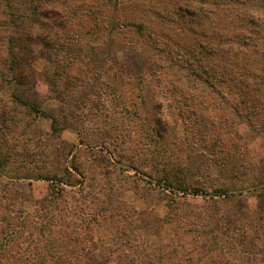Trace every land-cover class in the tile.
<instances>
[{
  "label": "trees",
  "instance_id": "16d2710c",
  "mask_svg": "<svg viewBox=\"0 0 264 264\" xmlns=\"http://www.w3.org/2000/svg\"><path fill=\"white\" fill-rule=\"evenodd\" d=\"M149 6L0 0V167L11 136L38 137L24 149L39 171L37 192L0 184V264H264V157L244 144L264 136V0ZM33 116L51 122L47 141ZM70 128L88 139L86 163L61 137ZM252 173L256 191H236ZM146 183L164 218L122 199Z\"/></svg>",
  "mask_w": 264,
  "mask_h": 264
},
{
  "label": "rangeland",
  "instance_id": "374dc122",
  "mask_svg": "<svg viewBox=\"0 0 264 264\" xmlns=\"http://www.w3.org/2000/svg\"><path fill=\"white\" fill-rule=\"evenodd\" d=\"M163 1L165 0H148V3L150 5L149 7L151 6L156 7L162 4ZM172 7L173 9L175 8L174 6ZM159 8H161V6H159ZM4 19H5L4 16H0V21H4ZM33 65L35 69L37 70V78L39 79V81H41V83L43 84H46L45 79H44V72L47 69L46 61L42 59H37L33 63ZM9 94H10V91L6 89L0 94L1 95L0 97H2L6 102H8L7 99H9L10 97ZM42 94H43L42 96L45 98L46 108H49L52 105V101L49 98L50 97L49 92H47V90L44 89ZM151 102L152 100L149 98L148 99L149 107L152 109L153 104H151ZM0 105H3V104H1L0 102ZM84 109L86 113L85 116L87 117L88 109L87 108H84ZM87 119H89V121L92 124H94L95 126H98V128L102 130L104 129L105 126H107V123H108V126L110 124L114 126L117 123H119L118 121H115V120H112L111 122L106 123L104 121V118L102 119L100 118L101 120L100 119L97 120L95 117H89ZM87 119H86L85 125L91 126L89 125V122L87 121ZM30 125H31L32 131L35 130L37 133H40L41 139L39 141H41L42 139L47 141V139H45V134H48L51 131V122L49 120L33 116L32 118H30ZM89 135L92 138L93 134L89 133ZM11 137L9 141H10V145L13 147L12 155L8 158L9 162L6 163L5 166L0 167V184L2 185L16 184L18 185L20 189H22L23 191L27 193L35 188V191L37 192L39 188L38 181H37V175L39 174V171L35 168L36 167V165L34 164L35 157L31 155L32 156L31 158H27L25 155V152L27 150H25L24 147H27L30 153L35 154L38 150V146H37L38 143L36 142L38 137L35 138V140L31 142L30 141L25 142L24 140L18 141L19 139L17 138H15L13 141L11 140ZM61 137L64 140L75 145L74 154L76 155L79 161L86 163L89 158V154H88L89 149L87 148L88 139L85 138L84 139L85 142L82 143L81 142L82 136L81 134H79L78 130L75 128H70V129L65 130L62 133ZM244 140H245L244 144L246 145L248 149H250L249 151L252 153L253 156L264 157V136L261 135L259 138H254V137H251L250 135H247ZM54 147L55 145L53 146V143L51 142L50 148H54ZM36 163L41 165L39 161H37ZM48 166L49 165H47V167ZM148 172L153 175L155 173L153 169L148 170ZM126 174L133 175L134 176V177L132 176L133 179L139 180L140 175L137 172L133 171L132 169L126 172ZM255 175L256 174L252 173L249 176H246L244 179H241L238 182L236 191H241L246 194L251 192V194H253L256 191L255 190L256 188L254 189L255 182L257 181V177ZM142 177L144 178V180L152 179L149 176H142ZM30 183L34 184V188H31L32 186L31 187L29 186ZM153 185H156L155 180L153 181ZM140 186L141 187L145 186L143 188L144 190H147V191L151 190V187L148 183H146V185L145 184L139 185V190L141 189ZM248 190H251V191H248ZM140 193L141 194H138L136 191H133V190L127 191L122 196V199L126 201L127 203L133 205V207L136 208L138 212L146 213V216L151 219L164 218L168 214V207L166 206V204L163 201L159 200V198L154 196V194L148 193L144 195V191L142 190H140ZM29 205L31 206L32 204H27L28 207ZM256 218L257 216L255 214L251 216V220H256ZM159 234L161 235V238L167 239V240L175 237L174 225L173 224L165 225ZM152 241L159 242V239L156 236H154L152 237ZM137 256H140V255L137 253ZM142 262L144 264H148L146 259H143ZM111 264H117V263L113 262Z\"/></svg>",
  "mask_w": 264,
  "mask_h": 264
}]
</instances>
